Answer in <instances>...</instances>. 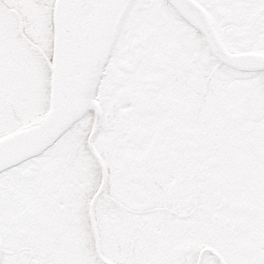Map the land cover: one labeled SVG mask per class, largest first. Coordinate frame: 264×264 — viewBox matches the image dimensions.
Wrapping results in <instances>:
<instances>
[{"label": "flooded vegetation", "instance_id": "1", "mask_svg": "<svg viewBox=\"0 0 264 264\" xmlns=\"http://www.w3.org/2000/svg\"><path fill=\"white\" fill-rule=\"evenodd\" d=\"M192 2L204 33L166 0H134L101 126L91 109L0 174V264H264V69L217 60L264 61V0ZM54 4L0 0V138L50 112ZM147 162L174 178H135Z\"/></svg>", "mask_w": 264, "mask_h": 264}, {"label": "water", "instance_id": "2", "mask_svg": "<svg viewBox=\"0 0 264 264\" xmlns=\"http://www.w3.org/2000/svg\"><path fill=\"white\" fill-rule=\"evenodd\" d=\"M167 1L199 31H206L207 17L191 0ZM133 2L56 0L53 20L50 18V112L43 121L0 138V174L43 154L68 126L91 109L97 112L98 124L102 123L97 91ZM218 59L243 70L264 69L262 59ZM260 61L263 63L259 64Z\"/></svg>", "mask_w": 264, "mask_h": 264}, {"label": "rangeland", "instance_id": "3", "mask_svg": "<svg viewBox=\"0 0 264 264\" xmlns=\"http://www.w3.org/2000/svg\"><path fill=\"white\" fill-rule=\"evenodd\" d=\"M170 23H171V22H170ZM168 28H169V29H172V28H173L172 23L169 24L168 26L161 27L160 32H159L160 38L162 39V43L164 42V45H162V44H161V41H159L160 46L162 45V46H161V50H163V46H165V43H167V42H169V41H170V43H171V42H174V40H171V38H169V34L167 33V29H168ZM158 125L163 126V125H164V120H161V121L158 123ZM144 153H145V152L142 151V153H140V154L137 155V158L142 157ZM143 164H144V162H143ZM154 166H155V165H154ZM141 167H142V166H141ZM141 167H140V169H141ZM129 169L132 170V168H129ZM139 172H140L139 175H135V178L140 179V177H141V172H142V175H143V178H144V179L151 180V177H152V176H156L157 178L155 179L156 181L154 182V185L160 187V189L162 188V186H161L160 183L162 182L163 177H164V178H169L170 175L172 174V176H173V178H174V170H172V168H171L170 166H165V168H160L159 171H157V170L152 171V170H151V167H149V165H148V162H147V166L144 167L143 169L139 170ZM147 172H149L150 177L148 176V173H147ZM86 173H87V176H86V182L89 183L90 175H89V172H86ZM170 173H171V174H170ZM144 175H146L148 178H145ZM143 181H144V180H142L141 182H143ZM157 181H158V182H157ZM159 181H160V183H159ZM132 184H136V183H132ZM135 187H139V184H137V185H132L131 188H135ZM127 190H130V189H127ZM130 192H133V191L130 190ZM166 192H167V191H166ZM170 193H171V192H170ZM130 195H131V194H130ZM162 201H163V200H162ZM147 204H151V203H144V205H147ZM163 207L168 208L167 206H163ZM133 244H136L137 247L140 249V246H139V244H138V241H135ZM140 250H141V249H140Z\"/></svg>", "mask_w": 264, "mask_h": 264}, {"label": "bare ground", "instance_id": "4", "mask_svg": "<svg viewBox=\"0 0 264 264\" xmlns=\"http://www.w3.org/2000/svg\"><path fill=\"white\" fill-rule=\"evenodd\" d=\"M121 34V33H120Z\"/></svg>", "mask_w": 264, "mask_h": 264}]
</instances>
